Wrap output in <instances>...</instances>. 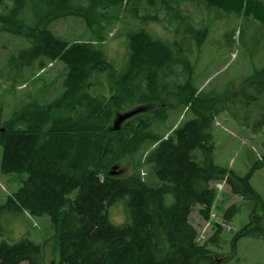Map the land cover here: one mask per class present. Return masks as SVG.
Segmentation results:
<instances>
[{
  "label": "trees",
  "instance_id": "trees-1",
  "mask_svg": "<svg viewBox=\"0 0 264 264\" xmlns=\"http://www.w3.org/2000/svg\"><path fill=\"white\" fill-rule=\"evenodd\" d=\"M187 5L244 13L264 26V0H0V34L29 42L11 61L21 69L65 66L63 92L53 101H31L6 122L0 108L1 172L22 177L0 205V264H222L224 229L217 225L199 244L190 222L196 207L210 218L218 183L254 206L234 241L264 240V200L251 184L264 169V142L262 156L240 176L215 163L214 136L224 113L252 134L264 133V64L222 94L197 87L191 57L210 34L194 24ZM65 18L82 20L94 39L69 42L50 29ZM119 29L128 38L121 71L103 49ZM136 109L142 112L113 130L118 114ZM174 111L191 118L168 128ZM120 202L126 221L116 225L108 211ZM239 212L229 207L224 223ZM23 213L50 218L58 261L47 263L44 247L30 238L13 237L4 220Z\"/></svg>",
  "mask_w": 264,
  "mask_h": 264
},
{
  "label": "rangeland",
  "instance_id": "rangeland-1",
  "mask_svg": "<svg viewBox=\"0 0 264 264\" xmlns=\"http://www.w3.org/2000/svg\"><path fill=\"white\" fill-rule=\"evenodd\" d=\"M192 7L191 9H189ZM195 25H205L209 28V37L201 49L194 51L191 61L195 66L193 82L197 87L208 86L210 91L222 94L231 84L238 86L249 77L255 69L264 64V26L255 17L249 18L227 14L219 11L205 10L203 7L189 6ZM154 24V23H152ZM157 35L171 37L160 25H150ZM50 29L69 42L92 40L93 34L86 24L77 18H65L54 23ZM234 31L232 41L229 34ZM243 36L240 38V32ZM29 47L25 37L10 33L0 34V108L1 122L11 119L14 113L31 101L45 104L56 99L63 92L65 66L56 62L39 68H20L18 63L11 61L17 57L20 50ZM108 58L119 71L127 62L128 38L125 29H119L116 37L110 34L103 45ZM110 90L105 91L108 98ZM187 112H171L167 122L168 128L176 127L182 121L190 119ZM216 152L215 163L222 167L233 169L238 175L244 176L250 170L256 159L262 156L264 133L252 134L248 129L235 123L228 114L218 117L214 130ZM3 150L0 147V205L22 185L19 175H3L1 172ZM128 161L123 164L127 173L132 171ZM252 186L261 194L264 200V169L257 170L251 179ZM222 185V188L219 187ZM217 198L212 207L210 218L205 220L196 207L191 214L190 222L197 229L198 243L204 244L221 226L223 243L220 253L226 257L222 264H259L264 263V240L242 238L234 241L235 235L244 228L251 219L254 209L252 204L245 203L241 197L234 195L225 183L214 185ZM77 192L69 196L75 197ZM172 196L168 202L172 203ZM240 206V212L231 223H224V213L232 205ZM111 221L120 225L126 221L123 202L118 203L108 211ZM258 213H261L259 211ZM4 224L13 230V237H28L44 247L47 263L58 261L59 251L56 242V231L48 216L32 217L27 213L8 216ZM27 264V263H22Z\"/></svg>",
  "mask_w": 264,
  "mask_h": 264
},
{
  "label": "water",
  "instance_id": "water-1",
  "mask_svg": "<svg viewBox=\"0 0 264 264\" xmlns=\"http://www.w3.org/2000/svg\"><path fill=\"white\" fill-rule=\"evenodd\" d=\"M141 112H142V110L136 109V110H132V111L127 112V113L118 114L116 117V120L114 122V125H113V130L114 131L120 130L121 126L123 125L124 122H126L128 119H131L132 117L138 115Z\"/></svg>",
  "mask_w": 264,
  "mask_h": 264
},
{
  "label": "built area",
  "instance_id": "built-area-1",
  "mask_svg": "<svg viewBox=\"0 0 264 264\" xmlns=\"http://www.w3.org/2000/svg\"><path fill=\"white\" fill-rule=\"evenodd\" d=\"M220 188H222V185H219Z\"/></svg>",
  "mask_w": 264,
  "mask_h": 264
}]
</instances>
